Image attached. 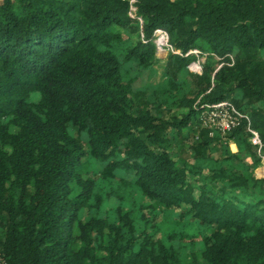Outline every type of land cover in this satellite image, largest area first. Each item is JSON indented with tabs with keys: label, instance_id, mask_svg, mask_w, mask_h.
Instances as JSON below:
<instances>
[{
	"label": "trees",
	"instance_id": "trees-1",
	"mask_svg": "<svg viewBox=\"0 0 264 264\" xmlns=\"http://www.w3.org/2000/svg\"><path fill=\"white\" fill-rule=\"evenodd\" d=\"M157 26L182 53L153 81ZM225 98L247 117L210 128ZM248 126L264 152V0H0V256L264 264Z\"/></svg>",
	"mask_w": 264,
	"mask_h": 264
},
{
	"label": "built area",
	"instance_id": "built-area-1",
	"mask_svg": "<svg viewBox=\"0 0 264 264\" xmlns=\"http://www.w3.org/2000/svg\"><path fill=\"white\" fill-rule=\"evenodd\" d=\"M130 8H133L131 5ZM141 20V19H140ZM151 39L155 44V52L160 54L161 52H176L181 54L179 49H176L169 41V35L166 28L157 26L153 29ZM192 52L195 54V58L188 62L187 67L194 72H200L202 63L205 56L208 54L217 55L214 51L208 49H201L199 47H191L186 52ZM242 116L247 117L245 113L235 107L229 99H220L218 101L211 102L207 108L200 112L202 122L210 128H216L221 131L230 129L232 126L238 124ZM249 140L256 145L257 152L260 155L262 164H264V152H262V141L259 132L256 128L248 126ZM0 264H5V261L0 256Z\"/></svg>",
	"mask_w": 264,
	"mask_h": 264
},
{
	"label": "rangeland",
	"instance_id": "rangeland-1",
	"mask_svg": "<svg viewBox=\"0 0 264 264\" xmlns=\"http://www.w3.org/2000/svg\"><path fill=\"white\" fill-rule=\"evenodd\" d=\"M165 53H168V52L163 51V52L160 53V56H161V55H164ZM162 63H164V58H163V57L161 58V60H160V61L157 63V65H156L157 70H156L155 75H154V77H153V81H156V80L159 78L160 73H161V65H160V64H162ZM81 135H82L83 137H85V136H86V132L83 131V132L81 133ZM230 142H231V141H230ZM229 145H230V148H232L233 150H236L234 144H230V143H229ZM85 158H86V157H85ZM85 162H86V165H85L86 168H88L89 165L93 164V162L88 163L87 159H85ZM98 163H99V162H98ZM99 164H100V163H99ZM93 166H96V165H93ZM256 175H257V176H264V164H262V161L260 162V165L258 166V168L256 167ZM115 200L117 201L118 199L116 198ZM104 208H105V207H102V208L100 209V212H103V211H104ZM191 236H192V237H190V236H186L184 239H185V240H188V239L191 238V241H196V240H198V238L200 237L198 234H191ZM195 247H196V245H195L194 243H192V244H191V248H192V249H195Z\"/></svg>",
	"mask_w": 264,
	"mask_h": 264
},
{
	"label": "crops",
	"instance_id": "crops-1",
	"mask_svg": "<svg viewBox=\"0 0 264 264\" xmlns=\"http://www.w3.org/2000/svg\"><path fill=\"white\" fill-rule=\"evenodd\" d=\"M156 53V52H155ZM167 53H165L164 55H161V57H163V56H165ZM156 55L157 56H160V54H158V53H156ZM230 144H234L235 145V148L237 149V145H236V143L234 142V141H231V142H229ZM232 149V148H231ZM233 150V149H232ZM257 168H258V166H257Z\"/></svg>",
	"mask_w": 264,
	"mask_h": 264
}]
</instances>
